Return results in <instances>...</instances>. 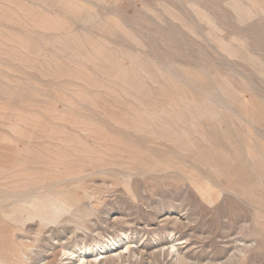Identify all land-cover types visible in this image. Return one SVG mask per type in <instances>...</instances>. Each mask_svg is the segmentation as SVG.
<instances>
[{
	"label": "rangeland",
	"instance_id": "rangeland-1",
	"mask_svg": "<svg viewBox=\"0 0 264 264\" xmlns=\"http://www.w3.org/2000/svg\"><path fill=\"white\" fill-rule=\"evenodd\" d=\"M0 264H264V0H0Z\"/></svg>",
	"mask_w": 264,
	"mask_h": 264
},
{
	"label": "bare ground",
	"instance_id": "bare-ground-1",
	"mask_svg": "<svg viewBox=\"0 0 264 264\" xmlns=\"http://www.w3.org/2000/svg\"><path fill=\"white\" fill-rule=\"evenodd\" d=\"M254 147V146H253ZM50 192V191H49ZM57 197V196H56ZM56 202H58V199H57V201ZM54 205H57L56 203H54ZM52 207H54V206H52ZM56 207V206H55ZM60 208V207H59Z\"/></svg>",
	"mask_w": 264,
	"mask_h": 264
}]
</instances>
